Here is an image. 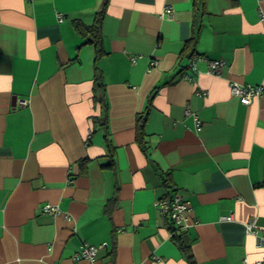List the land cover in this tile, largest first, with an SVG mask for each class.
<instances>
[{
  "label": "crops",
  "instance_id": "1",
  "mask_svg": "<svg viewBox=\"0 0 264 264\" xmlns=\"http://www.w3.org/2000/svg\"><path fill=\"white\" fill-rule=\"evenodd\" d=\"M0 11V264H191L159 205L176 194L195 264L264 257V0Z\"/></svg>",
  "mask_w": 264,
  "mask_h": 264
},
{
  "label": "built area",
  "instance_id": "2",
  "mask_svg": "<svg viewBox=\"0 0 264 264\" xmlns=\"http://www.w3.org/2000/svg\"><path fill=\"white\" fill-rule=\"evenodd\" d=\"M60 19H63V14H59ZM2 21L1 18V11H0V23ZM202 57L196 56L192 62L194 63L195 60H200ZM158 61L154 60L151 62V66H156ZM224 65V61H210V69L212 71H216L217 68L222 67ZM233 93L240 97L242 103L249 104L254 96L262 94V89L260 88H242L239 85L233 84ZM24 103V102H23ZM197 126L200 128L201 123L197 120ZM159 205L164 214H169L171 219L176 223H183L184 213L187 210V204L184 197L180 194H176L173 197V200L170 202L169 200H162L159 202ZM42 210L46 213L56 214L59 212L58 206L47 203L43 205ZM232 216L227 217L230 219ZM248 232L255 234L258 237V243L261 246H264V232L261 233L258 229L254 228L252 223H247ZM99 247L96 245H84L82 247L81 255L87 259L94 261L96 258L97 252L99 251ZM247 264V263H246ZM254 264H264V257Z\"/></svg>",
  "mask_w": 264,
  "mask_h": 264
},
{
  "label": "trees",
  "instance_id": "3",
  "mask_svg": "<svg viewBox=\"0 0 264 264\" xmlns=\"http://www.w3.org/2000/svg\"><path fill=\"white\" fill-rule=\"evenodd\" d=\"M96 26H93V28H95ZM100 79H97L95 81V89L99 88V87H103V83L101 81H99ZM103 101V99H102ZM144 123L145 121L143 120L142 122H140L138 124V128H137V134H136V140L138 141V143L141 145V147L143 149H145V130H144ZM166 222L170 228V231L172 233V238L179 244L180 248L183 250V252L186 254L189 262L191 264H195V259L193 257V252H192V248L191 246L186 243V240L184 238V231L179 228L178 226L175 225V223L173 221H171L168 216H166Z\"/></svg>",
  "mask_w": 264,
  "mask_h": 264
}]
</instances>
